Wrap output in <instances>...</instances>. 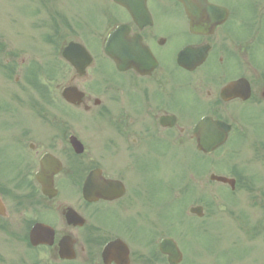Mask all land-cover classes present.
<instances>
[{
  "label": "flooded vegetation",
  "instance_id": "flooded-vegetation-1",
  "mask_svg": "<svg viewBox=\"0 0 264 264\" xmlns=\"http://www.w3.org/2000/svg\"><path fill=\"white\" fill-rule=\"evenodd\" d=\"M93 1L68 29L92 61L58 63L52 101L36 111L13 50L24 43H0L10 60L0 78V229L29 242L47 225L54 243L36 248L55 259L63 237L81 264H103L99 248L121 239L129 264H169L160 243L176 235L149 200L167 192L170 152L196 149V124L227 122L232 149L264 162V0ZM118 29L135 62L125 69L105 53Z\"/></svg>",
  "mask_w": 264,
  "mask_h": 264
},
{
  "label": "rangeland",
  "instance_id": "rangeland-1",
  "mask_svg": "<svg viewBox=\"0 0 264 264\" xmlns=\"http://www.w3.org/2000/svg\"><path fill=\"white\" fill-rule=\"evenodd\" d=\"M69 2L80 1L0 0V40L4 42L11 40L17 46L24 43L22 44L25 46L24 50L20 51L19 47L13 50L21 63L25 64V73L28 75L31 66L38 63L42 66L40 79H44L49 85H52V82H47L48 71L45 72L44 67L51 72L54 69L52 65L58 63V57L53 49L54 44L45 40L53 31L52 21L55 19L49 5L55 15H79L78 10L75 12L69 8ZM3 50L6 54L9 49ZM0 75L2 78L1 71ZM27 89L28 112L36 110L30 104L35 100H38L37 109L47 104L29 82ZM231 143L211 157H203L194 150L181 153L172 150L167 167L162 166L170 171L171 187L160 199L162 207L165 206L167 209L156 213L155 218L168 226L186 222L202 230L198 233L196 230L192 232V240L182 245L183 250L191 253L197 249L198 264H228L229 258L231 259L229 264H264V162L258 160V151L250 150L249 147L234 150ZM185 161L188 164L206 163L208 168L217 166L219 172H224L228 165L232 166L231 168L237 167L243 177H240L235 191L219 184L211 186L207 183L203 186L205 191H200L198 186L196 194L184 196L179 193V187L190 180L187 170L182 166ZM250 166L256 167L257 172L251 174ZM219 172L216 170L215 173ZM227 172H230V168ZM197 204L204 206L205 216L203 219H188L189 216L185 212L188 213V209ZM184 208L186 210H183ZM49 255L46 249L30 250L26 247L21 242L17 228L0 229V264H73L52 261ZM196 262L192 261L191 264Z\"/></svg>",
  "mask_w": 264,
  "mask_h": 264
},
{
  "label": "water",
  "instance_id": "water-1",
  "mask_svg": "<svg viewBox=\"0 0 264 264\" xmlns=\"http://www.w3.org/2000/svg\"><path fill=\"white\" fill-rule=\"evenodd\" d=\"M70 45H72V43ZM109 55L113 57L115 60H118V55H116L114 52L109 51ZM65 57L67 59L70 58L68 49L65 50ZM228 131H229V126L225 125L224 123H221L219 121H212L211 119L203 120L195 130L198 139V148L203 150L205 153H210L213 149H215L225 141ZM212 178L218 181L231 183V185L234 187L235 182L231 179L221 176H213ZM191 211L193 213L202 215L201 207L193 208ZM37 239H38V231H36L32 236L33 244L35 245L38 244ZM118 246H119L118 242H112L105 247L103 251V258L105 263H110L111 261H116L119 263L121 261L120 257L122 255L121 253L122 250ZM162 250L163 252L168 253L170 255V260L172 263H176L175 260L179 257V252L175 245L164 243L162 245ZM60 253L62 257H66V258L74 257V254L72 252L70 244L68 243V240L63 241V243H61Z\"/></svg>",
  "mask_w": 264,
  "mask_h": 264
}]
</instances>
